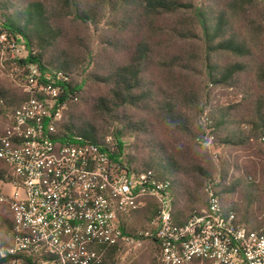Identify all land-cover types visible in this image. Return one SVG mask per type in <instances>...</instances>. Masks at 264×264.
Returning a JSON list of instances; mask_svg holds the SVG:
<instances>
[{"label":"trees","instance_id":"16d2710c","mask_svg":"<svg viewBox=\"0 0 264 264\" xmlns=\"http://www.w3.org/2000/svg\"><path fill=\"white\" fill-rule=\"evenodd\" d=\"M258 2L264 0H207L201 5L196 0H101L100 8L111 6L121 13L125 41L112 46L121 49L120 53L127 59L111 61L101 75H93L110 92L108 97L95 101L81 97L83 90L74 76L85 61L80 55L83 50L78 45L67 44L61 25L69 16L82 24L94 22L97 13L92 5L75 0H0V34L23 43L27 56L18 64L34 63L41 72H58L68 77L66 89L73 97L57 128L56 139L60 143L77 136L87 141H102V135L107 132L106 119L118 107L139 110L143 116L124 113V120L146 137L153 135L150 118L194 137L188 111L200 105L196 83L199 68L213 88H241L240 78L246 75L251 76L257 87L264 86V19L251 14ZM191 41H198L201 48L186 49L180 45ZM242 93L252 108L248 116H238L237 104H214L210 106L208 121L220 144L255 147L264 155V94L249 89ZM26 97V94L13 97L0 88L3 108L0 113L10 110V114L6 113L7 125ZM80 98L91 108L87 115L79 114ZM146 143L148 153L135 165L125 163L118 155L113 159L128 171H151L157 179L168 181L175 208L174 223L183 225L193 213L200 211L198 190L187 181L190 174L180 154L153 136ZM198 170L204 173L200 167ZM12 178L11 168L0 160V182ZM216 193L223 204L225 197H237L226 207L236 213L238 222L246 229L264 233V185L246 173L225 181ZM183 200L187 201L186 208H177L176 203ZM145 208L150 214V227L157 208ZM5 220L0 215V230L10 232L12 238V216L7 226ZM120 247L108 248L103 264ZM0 264L9 261L0 258Z\"/></svg>","mask_w":264,"mask_h":264},{"label":"built area","instance_id":"2783aa9c","mask_svg":"<svg viewBox=\"0 0 264 264\" xmlns=\"http://www.w3.org/2000/svg\"><path fill=\"white\" fill-rule=\"evenodd\" d=\"M17 44L0 34V46L15 50ZM19 60H9L11 75L27 97L11 124L0 126V160L13 176L0 182V205L13 219L1 259L103 264L108 248L137 236L154 242L158 264H264V233L241 225L216 191L204 209L177 225L170 183L114 161L111 138L93 142L77 136L60 143L57 128L73 97L66 89L69 79ZM148 197L156 201L157 216L149 229L128 233L130 219Z\"/></svg>","mask_w":264,"mask_h":264},{"label":"rangeland","instance_id":"374dc122","mask_svg":"<svg viewBox=\"0 0 264 264\" xmlns=\"http://www.w3.org/2000/svg\"><path fill=\"white\" fill-rule=\"evenodd\" d=\"M76 2L89 3L94 7L97 13L94 22L82 24L74 16H69L62 22L67 44L70 46H79L83 50L81 59H85L81 69L74 76L75 81L81 85L83 92L81 97L95 101L100 97L109 96V87L96 81L93 75H101L104 69L111 61L122 62L127 56L120 53L121 49L113 48L112 44H120L125 41V34L122 32L121 13L117 8L107 6L100 8L101 0H75ZM207 0H196L197 5L205 3ZM251 14L264 19V3L258 2L251 9ZM1 18V11H0ZM0 27L1 24H0ZM186 49L195 47L201 48L198 41L180 44ZM27 52L22 42L18 43L16 49L9 45L0 46V88L6 90L13 97H20L25 94L24 87L11 75L10 59H24ZM200 71V72H199ZM198 69L196 74V83L198 84V93L200 94V105L188 111L193 122L192 136L172 130L161 120L150 118L153 127V137L160 143H166L178 154L187 166L190 176L187 181L193 189L198 190L197 210H202L207 206L209 193L219 190L225 181L240 175H251L257 183L264 185V155L255 147H232L220 144L213 134L208 121L210 106L214 104L228 105L237 104L240 109L238 116L246 117L251 113V105L244 101L246 96L243 90L249 89L252 92L264 94V86L257 87L250 75L240 78L241 88H213L208 85L205 74ZM209 95V96H207ZM209 97V98H208ZM79 114H89L90 106H86L81 98L77 103ZM0 109H3L0 105ZM9 109L0 113V126L7 125L9 120ZM124 113L128 116H143L137 108L118 107L114 113L106 119V134L101 139L111 138L117 146V154L122 157L126 163L135 165L140 160L145 159L148 148L147 143L151 137H146L137 129L130 128L124 120ZM145 117V116H144ZM135 121H138L136 118ZM200 167L204 173H199ZM229 176V177H227ZM224 204H229L237 197L227 196L224 198ZM187 201L183 200L176 203L177 208H186ZM143 207V208H142ZM145 207L156 209L157 204L154 198L148 197L144 200V206H141L140 212L129 221L130 233L145 231L149 229L150 214ZM150 212V211H149ZM0 215L11 220V214L7 206L0 205ZM7 220L5 225L7 226ZM10 232L4 229L0 230V248L6 247L11 243ZM157 248L154 242L136 236V240L121 245L118 253L109 258L106 264H158Z\"/></svg>","mask_w":264,"mask_h":264},{"label":"crops","instance_id":"0c3cea01","mask_svg":"<svg viewBox=\"0 0 264 264\" xmlns=\"http://www.w3.org/2000/svg\"><path fill=\"white\" fill-rule=\"evenodd\" d=\"M224 206H225V208H226V209H228V208L226 207V205H225V204H224ZM228 210H229V209H228ZM157 263H158V262H157Z\"/></svg>","mask_w":264,"mask_h":264}]
</instances>
